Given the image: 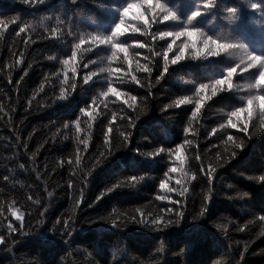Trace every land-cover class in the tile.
I'll use <instances>...</instances> for the list:
<instances>
[{
	"label": "trees",
	"instance_id": "trees-1",
	"mask_svg": "<svg viewBox=\"0 0 264 264\" xmlns=\"http://www.w3.org/2000/svg\"><path fill=\"white\" fill-rule=\"evenodd\" d=\"M160 2L175 20L157 22L154 0H0V264H264L259 101L228 123L264 95L247 87L258 70L238 67L213 96L243 50L193 59L189 48L173 65L187 38L160 36L199 28L264 56V0ZM129 3L144 6L114 41L128 60L113 58L92 37L110 35Z\"/></svg>",
	"mask_w": 264,
	"mask_h": 264
},
{
	"label": "snow or ice",
	"instance_id": "snow-or-ice-1",
	"mask_svg": "<svg viewBox=\"0 0 264 264\" xmlns=\"http://www.w3.org/2000/svg\"><path fill=\"white\" fill-rule=\"evenodd\" d=\"M25 2H27V0H25ZM41 2H43V0H41ZM144 3L147 4L148 0H144ZM143 6H144L143 4H132V3L127 4L126 7H123L120 10L119 22L114 26V28L111 31V34L107 35V36H94V37H92V42L93 43H99L101 45L110 44L112 49H113V58L116 57L117 53H124L125 54V57H124L125 60H128V54H127L128 48H127L126 42L120 43V42H114V41L118 36L124 35L125 30L122 29V25L125 22V19H124L125 16L134 7L139 8V7H143ZM213 7H214V0H206V2L202 4L203 9H211ZM250 7L253 10H255V9L259 8L260 5H258L256 3H252L250 5ZM156 9L159 10V12L162 16V19L158 20L157 22H167V21H173L176 19L175 12L172 11L169 7H167L165 5V3L160 2V0H154V3L149 5V10L154 12ZM226 11L229 14H232L235 12V9L228 8ZM201 14L202 13L199 10L192 12L191 16L188 18V23L190 24L196 17L200 16ZM137 18L138 19H144V16H143V14H140ZM145 22L147 23V21H145ZM21 31H23V29H21ZM134 31H139V29H134ZM160 36H161V38H163L164 36L174 37L175 39H179L180 37H186L187 38V42H185L179 46L178 55H176L171 60V64H173V65H175L179 61H182L185 59V51L189 48L194 51L193 59L200 57L201 55H204V54H206L207 56H210V57L219 56L221 52L227 51L229 49L240 48L243 50L244 55L240 57V64L236 67L227 68L225 78H220V79L214 80V82L212 84V89H213L212 95L213 96L216 95V92H217V90H219V87L221 85L227 84L229 89L232 88V79H233L234 74L237 73L238 67L240 68L241 74L244 71H247L248 69H257L258 75H256L253 79L254 83L250 82L247 85V87L249 89H260L261 91H264V83H260V84L257 83V80L264 79V78H261V73L264 72V56L257 55L255 53H250L242 45L226 43V42L221 41L218 38L214 39L211 35H206L199 28L184 27L183 29H181L179 31L161 32ZM175 39L173 40L172 43H169L167 45V51H165L163 53V55L165 57V64H164V70L165 71H167V67H168L167 54H168V52L172 51L173 44L175 43ZM138 46L144 47L143 44H140ZM75 55H76V53L73 52V56H75ZM144 70L147 71L149 74L151 73V68L145 67ZM133 79H135V77H133ZM207 87H209L207 84H200L199 88H197L196 91L198 93L203 92ZM114 91H115V89H113L111 86H109L108 92H114ZM135 99H136L135 97H132L133 102L135 101ZM257 101H259V107L261 109L260 115L262 117V115H264V103H262V102H264V95L249 94L247 97V107L236 108V110L231 113V116L229 117V120H228L229 126L236 127V124L233 123L231 117L239 118L241 113H244V112H247L248 118L251 119L252 108L256 105ZM188 102L189 101L185 99V100L180 101L179 103L184 104V103H188ZM170 106L171 105H169L168 107H170ZM199 107H200V105L198 103L197 104V110H199ZM81 111H83V109H81ZM193 115H195V113H193ZM89 127H91V125H89ZM243 130L244 131L247 130V123L246 122L244 124ZM253 135H255V133H253ZM228 139L231 140L232 137L229 136ZM82 143H84L85 147H87V140L82 141ZM161 150H163V149H161ZM172 171H176V169H172ZM214 171H215V169H210V171L208 173L209 177H211V173ZM141 179H143V177H141ZM261 180H264V176L261 177ZM177 183H180V182L178 181ZM160 187L161 188H167V190L169 192L174 191V189L168 188L167 184H165L164 182H161ZM109 191H112V189H109ZM187 191H188V189L185 187L178 194L183 195ZM48 195L51 196L52 193L49 192ZM159 198L160 199H167V197H159ZM168 211L171 212L172 210L168 209ZM17 219H20V217L17 216ZM260 219L264 220V216H261ZM152 223L156 224V223H158V220L154 219L152 221ZM167 223L170 224V223H172V221L169 220V221H167ZM9 228H10V231H15V229L11 228V226H9ZM0 243H4V240L2 237H0Z\"/></svg>",
	"mask_w": 264,
	"mask_h": 264
},
{
	"label": "clouds",
	"instance_id": "clouds-1",
	"mask_svg": "<svg viewBox=\"0 0 264 264\" xmlns=\"http://www.w3.org/2000/svg\"><path fill=\"white\" fill-rule=\"evenodd\" d=\"M118 26V25H117ZM261 78H264V72L261 73ZM257 83L260 84V83H264V79H260V80H257ZM264 103V102H262ZM262 121H264V115H262ZM38 235V234H37ZM37 235H34V236H37ZM41 239H43V237H41Z\"/></svg>",
	"mask_w": 264,
	"mask_h": 264
}]
</instances>
